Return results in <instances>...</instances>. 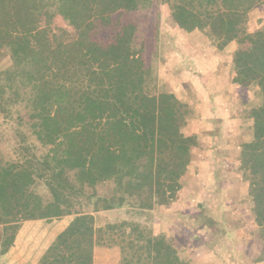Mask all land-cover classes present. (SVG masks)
<instances>
[{"label": "trees", "instance_id": "trees-1", "mask_svg": "<svg viewBox=\"0 0 264 264\" xmlns=\"http://www.w3.org/2000/svg\"><path fill=\"white\" fill-rule=\"evenodd\" d=\"M168 4L182 31L210 28L223 48L238 40L235 26L258 1ZM51 5L75 27L74 39L64 42L43 25ZM140 7L138 0H0V57H10L0 64V110L18 118V129L26 124L32 140H22L17 161L0 162V225L13 242L23 222L70 218L41 264H93L96 247L118 248L119 264H184L165 236L129 221L96 226L80 210L83 197L95 202L94 212L169 205L192 161L196 141L182 131L184 105L157 90L158 76L135 46ZM243 35L254 51L236 82L256 86L262 104L257 138L242 146L241 163L264 238V29ZM108 182L113 191L99 194ZM39 183L51 194L46 202L33 191Z\"/></svg>", "mask_w": 264, "mask_h": 264}, {"label": "rangeland", "instance_id": "rangeland-1", "mask_svg": "<svg viewBox=\"0 0 264 264\" xmlns=\"http://www.w3.org/2000/svg\"><path fill=\"white\" fill-rule=\"evenodd\" d=\"M138 1L141 7L136 13L140 22L135 46L144 51L147 64L158 76L157 90L161 92L160 86L164 84L162 76L166 74L168 61L178 58L179 51H177V47L174 50V44L182 41L184 43L186 35L179 31L178 25L172 17L169 0ZM257 1L256 12L252 15H249V12L246 15L247 18L235 26L240 30L238 41L242 50L241 59H238L239 63L246 61L248 54L245 50H251V53L254 51L252 43L244 39L243 32L254 34L264 29V0ZM92 3L93 1L90 3V7ZM92 7L97 9L96 4H93ZM90 12V10L86 11L84 17ZM42 23L53 34L60 36L64 42L70 41L76 36L75 27L57 12L54 5L48 7ZM196 37L194 40H197ZM210 38L214 41L213 35ZM180 47L183 51L182 55H184L186 46ZM9 62V55L4 58L0 57L1 65L7 66ZM179 76L182 81L186 74L184 77L180 74ZM171 78L174 77L171 76ZM198 78L199 76L196 77V80ZM165 79L170 80L166 77ZM178 85L179 83L176 86ZM165 89L167 90V88ZM251 90L252 101L249 106L255 109L249 127L251 131L247 133L236 129L237 122L234 123V120L225 124L222 123L224 120L220 121L219 125L215 127L212 125L214 122L210 115H206L203 108L199 114H194L187 106H184L186 125L182 131L185 135L193 137L196 143L192 150V161L186 174L181 178L182 189L174 202L169 205L155 206L151 210L126 206L111 211L94 212L95 202L83 197L81 201L84 202V205L80 206V210L86 214L94 215L96 226L104 225L107 222L119 224L129 221L141 225L142 228L154 235L165 236L177 247L184 264H264V238L262 230L256 226L250 184L247 180L248 170L241 163V145L244 140L257 138L255 111L258 109L256 105H260V102L262 104L261 97L252 88ZM191 92L192 90L189 88V94ZM195 98L194 95L188 96V103L192 104ZM6 116L0 110V162L4 164L19 159L18 155L22 149L20 143L24 144L22 141L24 138L26 139L25 145H29L32 141L29 137L30 130L26 124H24L25 128L18 129V118L14 115L9 118ZM21 132H24L25 135L19 137L18 133ZM44 152V148L38 151L40 155ZM30 154L33 155L32 152ZM69 173L73 179L74 173ZM113 189L114 184L108 182L106 185L98 187V193L103 195L110 193ZM33 191L41 196L44 202L51 199V194L43 183H39L37 188H33ZM195 216H198L201 222ZM26 222L20 225L16 235L19 234L20 229L24 228V236L36 237L30 240L31 245L23 246L20 249L24 250L22 253H25L42 244L41 258L34 261L41 264L47 251L68 226L70 218L55 219L53 223L46 225L47 227L44 225L40 233L37 232L39 227H26ZM55 233L56 235L58 233V236L54 237L56 240L54 239L52 243L48 244ZM42 237L43 240L40 239ZM5 239L7 241L4 232V241ZM45 246L48 248L44 249ZM11 254H8L7 257ZM12 258H19V262H15V264H26L23 261V258H27L26 255L17 252V254L13 253ZM119 260L118 248L96 247L94 250L93 264H119Z\"/></svg>", "mask_w": 264, "mask_h": 264}, {"label": "crops", "instance_id": "crops-1", "mask_svg": "<svg viewBox=\"0 0 264 264\" xmlns=\"http://www.w3.org/2000/svg\"><path fill=\"white\" fill-rule=\"evenodd\" d=\"M255 9L257 10V6L250 11L249 15L255 13ZM178 29L185 33V40L184 43L182 41L174 44V50L177 47V51H179L178 58H172L171 61H168V69L165 70L166 74L162 76L164 84L160 86V91L173 95L194 114H199L201 108H203L204 113L210 115L211 120L214 122L212 125H215V127L219 125L220 121L224 120L222 123L225 124L228 123V121L234 120V123L237 122L236 129L246 131V133L251 131L249 127L251 126L250 122L255 109L249 106L252 101L251 88L259 96L260 94L256 86L244 87L236 82L239 71L247 62L246 59L245 62H240L242 65L239 63L240 60L238 59H241L242 50L239 46V41L235 40L227 46L220 48L215 39H213L214 41L211 40L210 37L213 33L209 28H206L207 31L203 29L189 33L182 31L179 27ZM195 37L197 40H194ZM180 46L185 47L184 55H182L183 51ZM245 51L247 54L251 53V50ZM179 74L183 77L184 74H186L185 78H182V81ZM171 76L174 78H171ZM189 76L191 78H188ZM198 76L199 78L196 80ZM165 77L170 78V80H166ZM178 83L179 85L176 86ZM165 88H167V90ZM189 88L192 90L190 94ZM193 95L194 98H196L192 104H189L187 101L188 96ZM260 106L261 102L260 105H256V108ZM249 107L252 110H250ZM252 141L254 140L250 138L249 140H244L241 149L245 143ZM25 224L27 225H25L26 227H39L37 229L38 233H40L44 225H50V223H46L44 220L27 221ZM41 234L44 233L41 232ZM56 236H58V233L57 235L55 233L54 236L51 237L52 241L50 239L51 242L49 241L48 244L52 243ZM35 237L36 236H24L23 228L20 229L19 234L16 235L15 242L12 243L6 241V239L4 241V228L0 226V264H15V262H19V258L11 259L13 253L17 254V252L27 256V258H23L26 264L29 262H31L29 264H37L38 261H34L35 259L39 260L41 258L40 252L42 251V244L25 253H22L24 250L20 249L23 246L27 247L31 245L32 243L30 240ZM40 239L43 240V237ZM4 244H12L13 246H10L11 248L9 247V250L3 253ZM46 248L48 247L45 246L44 249ZM8 254L11 255L7 257Z\"/></svg>", "mask_w": 264, "mask_h": 264}]
</instances>
